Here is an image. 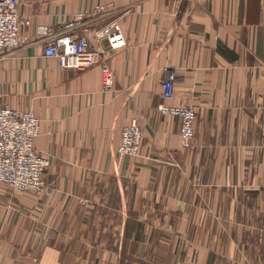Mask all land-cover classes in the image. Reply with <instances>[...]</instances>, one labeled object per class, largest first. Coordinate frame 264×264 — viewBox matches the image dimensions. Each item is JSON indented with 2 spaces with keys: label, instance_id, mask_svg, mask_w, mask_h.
Instances as JSON below:
<instances>
[{
  "label": "crops",
  "instance_id": "obj_1",
  "mask_svg": "<svg viewBox=\"0 0 264 264\" xmlns=\"http://www.w3.org/2000/svg\"><path fill=\"white\" fill-rule=\"evenodd\" d=\"M97 4L107 9L91 18ZM24 45L0 61V106L40 119L43 193L0 183V264H264V0H21ZM122 15L107 64L62 69L38 26ZM101 43L106 46V40ZM99 45L93 38L88 48ZM196 111L190 147L179 118ZM142 127L136 157L122 128Z\"/></svg>",
  "mask_w": 264,
  "mask_h": 264
},
{
  "label": "built area",
  "instance_id": "obj_2",
  "mask_svg": "<svg viewBox=\"0 0 264 264\" xmlns=\"http://www.w3.org/2000/svg\"><path fill=\"white\" fill-rule=\"evenodd\" d=\"M21 0H0V61L15 48L24 45L27 37L23 29L30 25V16L20 14ZM104 5L97 4L91 18L106 13ZM85 15L80 14L66 24L55 27L41 25L36 34L44 45L43 54L57 59L62 69L82 70L98 66L102 75V86L110 89L114 83L107 59L125 45L121 27L122 15L107 20L96 28H81ZM93 38L99 45L88 48ZM106 40V46L101 41ZM174 73L166 70L161 80L160 102L157 109L179 118V135L183 146L190 147L194 136L195 109L188 106L173 107L165 104L173 96ZM40 129V119L33 110H19L0 106V183L14 193L31 191L36 195L46 187L48 160L34 146V138ZM142 135V127L132 120L121 130L117 153L136 157Z\"/></svg>",
  "mask_w": 264,
  "mask_h": 264
},
{
  "label": "rangeland",
  "instance_id": "obj_3",
  "mask_svg": "<svg viewBox=\"0 0 264 264\" xmlns=\"http://www.w3.org/2000/svg\"><path fill=\"white\" fill-rule=\"evenodd\" d=\"M47 186H48V183H47V181H46V187H47ZM46 187H45V188H46ZM28 192H31V191H28ZM34 194H35V193H34Z\"/></svg>",
  "mask_w": 264,
  "mask_h": 264
}]
</instances>
